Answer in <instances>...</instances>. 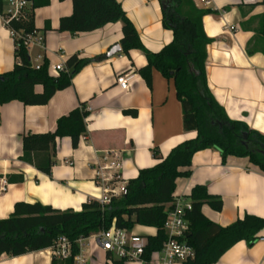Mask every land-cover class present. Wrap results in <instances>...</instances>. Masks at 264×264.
<instances>
[{
	"label": "crops",
	"instance_id": "1",
	"mask_svg": "<svg viewBox=\"0 0 264 264\" xmlns=\"http://www.w3.org/2000/svg\"><path fill=\"white\" fill-rule=\"evenodd\" d=\"M116 1L146 51L159 53L172 41V31L162 26L158 0ZM209 1L206 5L202 0H192L197 9L207 12L202 29L210 40L208 89L230 121L241 122L264 136L263 0ZM49 2L48 7L34 11V25L45 43L43 49L30 50V60L44 54L49 65H65L72 56L90 63L47 105L25 106L18 101L0 107V220L8 218L21 203L80 212L82 205L101 199L103 188L119 193L140 170L158 165L171 150L196 137L182 127L173 81L153 70L149 88L140 77L139 70L147 66L141 52L131 50L106 58L123 39L121 22L91 33H60L59 22L71 15L73 0ZM13 50L14 41L0 18V74L13 70ZM128 72L132 74V88L125 93L115 80ZM36 91L40 93L42 88L36 87ZM81 106L89 115L86 133L77 149L71 148L69 138L56 140L50 177L20 160L23 135L52 133L58 119ZM226 160L223 164L216 150L195 154L190 176L176 181L174 195L188 196L194 187L205 186L210 195L220 197L222 211L216 213L207 205L201 210L209 221L222 227L246 215L264 219V174L247 159ZM112 162L120 164L118 170L109 169ZM132 231L145 239L156 235L153 228L136 226ZM82 246L86 264H108V254L94 249L89 240ZM52 259L51 249H47L19 257L2 255L0 264H51ZM217 264H264V230L251 246L235 244Z\"/></svg>",
	"mask_w": 264,
	"mask_h": 264
},
{
	"label": "trees",
	"instance_id": "2",
	"mask_svg": "<svg viewBox=\"0 0 264 264\" xmlns=\"http://www.w3.org/2000/svg\"><path fill=\"white\" fill-rule=\"evenodd\" d=\"M3 1L0 0V18L5 16ZM158 2L162 26L172 31L173 39L156 54L142 47L138 33L116 0H73L71 15L60 20L57 31L72 35L91 33L121 22L120 49L125 54L137 50L145 56L147 66L139 70V75L149 88L153 70L163 79L173 81L181 106L182 127L187 133H196L195 139L182 142L151 169L140 170L134 180L126 183L119 197H111L107 205L89 201L82 205L80 212H61L39 203L16 204L13 213L0 220V256L19 257L51 249L58 239L65 238L71 246L70 258H53L51 264H74V257L80 253L77 241L87 240L114 225L129 231L136 226L156 230L155 236L146 238L142 259L148 261L166 241L163 225L172 209L176 181L190 176L195 154L216 150L223 164L227 158L247 159L264 174V136L241 122L230 121L208 89L206 57L210 40L202 29V19L207 12L197 9L192 0ZM30 3L28 20L13 21L9 25L23 36L40 32L34 25V11L48 7L50 2L30 0ZM262 5L264 12V0ZM261 35L264 40V13ZM13 52V70L0 74V107L18 101L25 106L47 105L56 92L71 85L72 76L90 63L72 56L66 60V71L53 76L49 75L46 61L38 71L30 68L23 38L14 40ZM36 87H41L42 91L38 93ZM88 116L81 106L58 119L52 133L23 135L20 160L50 177L55 166L56 140L69 138L71 148L77 149L80 137L86 133ZM153 156L157 157L155 151ZM186 197L191 201V211L186 214L190 228L184 241L193 249L194 257L184 264H217L235 244L245 242L251 246L264 230V219L253 215L237 219L227 227L209 221L202 206L207 205L217 213L222 211V201L210 195L203 185L194 187ZM115 264H123V261Z\"/></svg>",
	"mask_w": 264,
	"mask_h": 264
},
{
	"label": "built area",
	"instance_id": "3",
	"mask_svg": "<svg viewBox=\"0 0 264 264\" xmlns=\"http://www.w3.org/2000/svg\"><path fill=\"white\" fill-rule=\"evenodd\" d=\"M202 2L206 5L210 4L209 0H202ZM3 3H5V16L1 17V20L13 41L17 38H23L27 52H30L33 47L43 49L45 39L41 33L33 31L32 34L23 36L21 31L14 32L9 28L10 23L13 21L28 20L27 11L30 10L31 3L27 0H4ZM45 61L44 54H37L33 61L30 60V68L38 71L43 68ZM47 67L49 75L53 76H57L67 69L64 64H47ZM115 82L121 91L129 93L132 88V74L128 72L119 75L116 77ZM119 167V163L112 162L109 169L118 170ZM121 192L122 190L116 193V191L105 187L102 189V197L98 200V203L101 206L107 205L111 197H119ZM171 205L172 209L163 225L166 241L159 251L150 256L148 261L142 259L147 246L146 239L133 231L118 229L112 225L108 230L92 235L87 240L94 245V249L108 254V264H113L112 259L123 261L125 264H184L194 257L193 249L184 241L185 234L190 228L186 214L191 211V201L186 196L173 195ZM83 241L85 240L77 241L78 246H80V253L74 257V264H86L82 256ZM51 254L53 258L66 260L71 256V246L65 238H60L52 246Z\"/></svg>",
	"mask_w": 264,
	"mask_h": 264
},
{
	"label": "water",
	"instance_id": "4",
	"mask_svg": "<svg viewBox=\"0 0 264 264\" xmlns=\"http://www.w3.org/2000/svg\"><path fill=\"white\" fill-rule=\"evenodd\" d=\"M27 2H30V0H27ZM122 52V49H120L119 45H115L111 48V50L106 54V58H112L116 54H120Z\"/></svg>",
	"mask_w": 264,
	"mask_h": 264
}]
</instances>
